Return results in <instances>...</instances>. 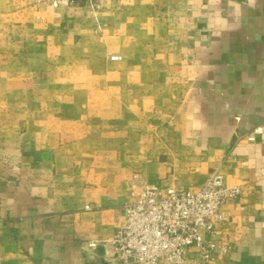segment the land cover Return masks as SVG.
<instances>
[{"label": "crops", "instance_id": "0c3cea01", "mask_svg": "<svg viewBox=\"0 0 264 264\" xmlns=\"http://www.w3.org/2000/svg\"><path fill=\"white\" fill-rule=\"evenodd\" d=\"M216 168L214 264H264V0H0V264H108L134 174Z\"/></svg>", "mask_w": 264, "mask_h": 264}, {"label": "built area", "instance_id": "2783aa9c", "mask_svg": "<svg viewBox=\"0 0 264 264\" xmlns=\"http://www.w3.org/2000/svg\"><path fill=\"white\" fill-rule=\"evenodd\" d=\"M49 1L56 6L84 3L92 10L101 8L103 2ZM111 58L118 60L121 56ZM261 132L262 127L258 126L241 138L255 141ZM130 196L125 202V223L108 244V264H214L229 253L228 245L213 235L227 220L223 206L240 200L243 187L227 185L219 168L197 191L183 185L162 188L134 174Z\"/></svg>", "mask_w": 264, "mask_h": 264}]
</instances>
